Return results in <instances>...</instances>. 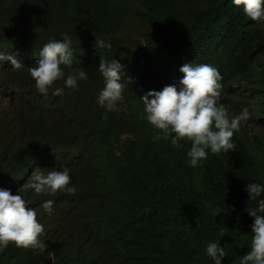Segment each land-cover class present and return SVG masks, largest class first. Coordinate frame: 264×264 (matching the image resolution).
Instances as JSON below:
<instances>
[{"label": "trees", "instance_id": "trees-1", "mask_svg": "<svg viewBox=\"0 0 264 264\" xmlns=\"http://www.w3.org/2000/svg\"><path fill=\"white\" fill-rule=\"evenodd\" d=\"M141 1L0 0V53L14 55L24 66L13 70L4 61L0 67L8 73L0 78V86L12 83L5 94L14 104L17 120L13 134L9 123L3 122L0 175L35 165L58 171L68 168L70 186L77 190L74 195L40 194L54 202L51 215L37 209L46 228L40 237L47 244L46 252L12 244L0 251V264H80L88 251L102 255L105 264H198V256L200 264H214L206 254L207 245L214 242L228 253L221 264H240L239 258L250 251L254 218L247 212L263 198L248 197L246 186L256 180L243 156L212 158L203 166L190 167L183 148L155 139L162 135L144 122L141 91L126 90L118 102L117 112L127 118L110 120L85 134L83 120L95 98L89 85L96 84L87 66L75 62L73 68L85 69L87 79L78 81L75 90L61 80L55 88L63 90L62 96H53L54 89L47 96L39 95L29 77V63L39 58L47 42L67 35L78 57V43L86 42L110 15L125 12L137 15L131 25L137 31L148 30L157 20L187 26L186 44L172 45L154 57L166 63L182 58L218 62L234 53L248 61L249 51H240L249 41L247 30L251 47L264 46L261 26L251 25L244 12L227 0ZM136 47L141 55L155 54L151 43ZM45 113L54 115L66 133L61 150L52 148L58 136L33 119ZM30 119L32 123L19 130V123ZM44 142L46 147L41 145ZM142 160L156 172L148 177V184H137L126 202L118 192ZM161 225L176 236L175 244L162 242Z\"/></svg>", "mask_w": 264, "mask_h": 264}, {"label": "clouds", "instance_id": "clouds-1", "mask_svg": "<svg viewBox=\"0 0 264 264\" xmlns=\"http://www.w3.org/2000/svg\"><path fill=\"white\" fill-rule=\"evenodd\" d=\"M132 1L142 3L141 0ZM227 1L244 12L251 25H260L264 30V0ZM136 18L133 12L110 15L109 21L92 31L86 42L78 43V57L74 56L67 35L62 40L47 42L40 50L39 58L31 61V67L27 68L36 92L47 96L54 89L53 96H62L63 90L55 88L61 80L68 89H77L78 81L87 79V72L81 67L76 70L73 65L84 63L96 79L95 85H89L95 98L94 106L83 120L85 134L110 120L127 118L117 112L118 102L123 101L126 90L141 91L144 122L162 135L155 139L162 138L173 147L183 148L190 167L203 166L212 158L243 156L256 180L246 186L248 197L253 201L260 196L263 199L247 212L251 219L254 218L253 235L250 251L239 259L240 264H264V46L251 47V33L247 30L250 37L245 39L249 41L240 51H249L248 61L234 53L218 62L182 58L175 64L166 63L154 57L172 45L186 44L187 26H172L157 20L142 32L131 26ZM137 43H151L155 54L141 55ZM4 61H9L13 70L24 67L14 55L0 53V67ZM7 75L0 71V78ZM11 85L0 86V112L8 107L9 102L2 97L8 96L5 91ZM35 118L58 136L59 140L52 143V148L61 150L66 133L56 117L45 113ZM4 121L0 123V137ZM31 123V119L20 122L19 130ZM10 134L13 133L10 131ZM9 137H4L2 144ZM41 145L46 147L45 142ZM154 172L152 165L142 160L129 172L118 193L129 202L135 186L148 184V177ZM189 177L204 188L196 178ZM70 185L68 168L58 171L35 165L0 175V251L14 244L24 250L46 252L47 244L40 239L46 228L37 209L51 215L54 202L40 194L74 195L77 190ZM159 230L164 244L177 242L174 234L169 235L166 225H161ZM48 254L55 258L53 252ZM206 254L214 264H221L228 255L225 248L215 242L207 245ZM196 259L200 264L199 256ZM80 264H105V259L88 251Z\"/></svg>", "mask_w": 264, "mask_h": 264}, {"label": "rangeland", "instance_id": "rangeland-1", "mask_svg": "<svg viewBox=\"0 0 264 264\" xmlns=\"http://www.w3.org/2000/svg\"><path fill=\"white\" fill-rule=\"evenodd\" d=\"M1 96L2 95H0V97ZM2 98H6V101L9 102V104L6 110H2V112H0V123L3 120L9 122L10 123L9 129L12 133H14L17 131V126H16L17 122H16V117H15L14 104L11 102V98L9 96L2 97ZM9 138L6 139L5 143L8 141Z\"/></svg>", "mask_w": 264, "mask_h": 264}]
</instances>
